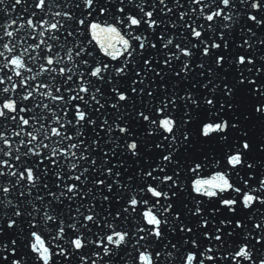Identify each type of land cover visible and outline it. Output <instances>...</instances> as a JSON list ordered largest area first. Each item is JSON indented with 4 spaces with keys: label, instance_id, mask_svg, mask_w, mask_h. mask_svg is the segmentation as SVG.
<instances>
[{
    "label": "snow or ice",
    "instance_id": "1",
    "mask_svg": "<svg viewBox=\"0 0 264 264\" xmlns=\"http://www.w3.org/2000/svg\"><path fill=\"white\" fill-rule=\"evenodd\" d=\"M0 264H264V0H0Z\"/></svg>",
    "mask_w": 264,
    "mask_h": 264
},
{
    "label": "water",
    "instance_id": "2",
    "mask_svg": "<svg viewBox=\"0 0 264 264\" xmlns=\"http://www.w3.org/2000/svg\"><path fill=\"white\" fill-rule=\"evenodd\" d=\"M257 130H259V129L257 128Z\"/></svg>",
    "mask_w": 264,
    "mask_h": 264
}]
</instances>
